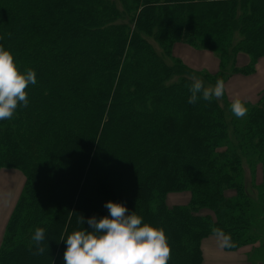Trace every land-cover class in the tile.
<instances>
[{"label":"trees","instance_id":"trees-1","mask_svg":"<svg viewBox=\"0 0 264 264\" xmlns=\"http://www.w3.org/2000/svg\"><path fill=\"white\" fill-rule=\"evenodd\" d=\"M176 43L211 51L218 71L188 66ZM0 45L37 81L27 106L0 120V169L24 176L0 264H58L62 238L88 227L80 216L107 215L108 200L163 229L168 264H203L201 243L214 229L230 234L228 251L264 233V89L242 100L240 118L225 89L187 102L191 76L207 86L255 72L264 0H0ZM244 164L254 179L261 166L256 197ZM184 191L186 204H167Z\"/></svg>","mask_w":264,"mask_h":264},{"label":"clouds","instance_id":"clouds-1","mask_svg":"<svg viewBox=\"0 0 264 264\" xmlns=\"http://www.w3.org/2000/svg\"><path fill=\"white\" fill-rule=\"evenodd\" d=\"M187 102L219 99L224 93V81L217 78L214 85L191 76ZM35 72L29 68L20 71L9 49L0 45V120L11 119L18 106L28 104L25 91L29 84H36ZM230 111L237 118L244 117L247 107L239 96L233 97ZM107 215L83 218L87 228L75 229L62 238L66 245L63 251L64 264H168L170 248L167 237L160 227L143 222L141 216L130 211L120 202L105 201ZM222 248H230L233 241L229 233L214 229ZM36 253H43L41 242L45 240V229L37 227L31 235Z\"/></svg>","mask_w":264,"mask_h":264},{"label":"rangeland","instance_id":"rangeland-1","mask_svg":"<svg viewBox=\"0 0 264 264\" xmlns=\"http://www.w3.org/2000/svg\"><path fill=\"white\" fill-rule=\"evenodd\" d=\"M182 45H186L184 43H180ZM187 46V45H186ZM190 49L196 50L189 45L187 46ZM198 51V50H196ZM208 53L215 59V67L213 65H205L203 60L197 62H193L191 57L187 54L181 53L184 57H181L183 60L186 59L190 62V67L198 70H205L211 73L218 71V59L217 57L209 50ZM176 55L175 52H173ZM239 57H243L245 59L243 61L238 60L237 58V65H243L248 61V57L245 54L240 53ZM259 63H264V58L258 60ZM257 62V63H258ZM256 63V65H257ZM188 64V63H187ZM224 89L226 95L230 100L233 99L235 96H239L241 100H249V101H256L259 93L264 89V68H258V71L249 74V75H242V74H232L230 75L224 82ZM245 167V188L247 193L250 196L256 197L255 188L253 185L255 183H259L261 177V166L257 168V177L256 179L253 178L252 174L249 173V168L246 164ZM260 174V175H259ZM259 181V182H258ZM24 183V176L21 170L16 168H1L0 169V243L3 236V232L5 229V225L9 218V215L13 209V206L22 190V186ZM258 185H256L257 187ZM189 200V192H172L169 193L166 197V201L168 205L179 204L183 205L186 204ZM202 213L209 212L207 209H203ZM210 239H217L215 235H210ZM209 239L205 238L204 240ZM202 240V241H204ZM210 243V242H209ZM206 245L205 248L209 245ZM217 245L218 240H217ZM222 251L224 248L215 245L216 252L219 253V250ZM63 251H61L58 264H60L63 260ZM233 252H238L234 254L235 256H243L247 258L249 264H264V233L261 234L259 239L251 245L242 246ZM230 252V253H233ZM48 263L50 262V258H48Z\"/></svg>","mask_w":264,"mask_h":264},{"label":"crops","instance_id":"crops-1","mask_svg":"<svg viewBox=\"0 0 264 264\" xmlns=\"http://www.w3.org/2000/svg\"><path fill=\"white\" fill-rule=\"evenodd\" d=\"M187 46L182 45L180 43H176L173 46L172 52H175V56L179 57L180 59H182L181 57H184L181 53H184L189 55L193 62L201 63L198 61L203 60L205 65H212V67L214 65L215 67V59L210 55V53L207 52V50L196 51L197 49L193 50ZM238 60L243 61V63L245 61L243 57H238ZM183 61L185 62L186 59ZM187 63L186 64L190 66V62L187 61ZM258 68H264V63L258 62L256 65V71H258ZM207 238L209 239H206L201 243L203 264H249L246 257L244 258L243 256H235L234 254L238 252H233L234 250L228 251L224 249L220 251L218 247L219 253H217L215 249V245L216 247L219 246L217 245V239H210V237ZM208 243L209 245L207 246V248H205Z\"/></svg>","mask_w":264,"mask_h":264}]
</instances>
